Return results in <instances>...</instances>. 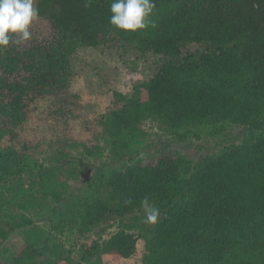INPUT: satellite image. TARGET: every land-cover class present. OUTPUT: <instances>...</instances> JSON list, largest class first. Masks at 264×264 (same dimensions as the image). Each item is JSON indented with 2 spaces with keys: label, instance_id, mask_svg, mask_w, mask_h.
Listing matches in <instances>:
<instances>
[{
  "label": "trees",
  "instance_id": "trees-1",
  "mask_svg": "<svg viewBox=\"0 0 264 264\" xmlns=\"http://www.w3.org/2000/svg\"><path fill=\"white\" fill-rule=\"evenodd\" d=\"M111 2L35 0L32 39L0 51V264H106L140 242L141 264H264V0H154L136 33L110 25ZM88 50L154 68L91 139L30 140L40 101L68 124Z\"/></svg>",
  "mask_w": 264,
  "mask_h": 264
},
{
  "label": "rangeland",
  "instance_id": "rangeland-1",
  "mask_svg": "<svg viewBox=\"0 0 264 264\" xmlns=\"http://www.w3.org/2000/svg\"><path fill=\"white\" fill-rule=\"evenodd\" d=\"M139 59V54H127L122 58L111 51H83L74 60V80L69 95H78V100L72 106L73 115L68 117V124L58 123L53 116V105L49 101H40L38 111L26 128L25 135L33 141L56 138L64 133L80 140H89L96 133V118L104 113L113 103V93L117 90H127L134 79H145L152 73L151 64H141L136 68L131 61ZM127 62V63H126ZM57 107V106H56ZM59 117V116H57ZM219 141L217 140V143ZM213 145L216 142H212ZM204 144H199V146ZM183 149L196 158L198 155L193 145H183ZM7 247L19 251L23 246L21 237L15 236L7 242ZM0 249H2L0 247ZM144 254V243L140 242L135 257L118 262L108 261L106 264H141Z\"/></svg>",
  "mask_w": 264,
  "mask_h": 264
},
{
  "label": "clouds",
  "instance_id": "clouds-1",
  "mask_svg": "<svg viewBox=\"0 0 264 264\" xmlns=\"http://www.w3.org/2000/svg\"><path fill=\"white\" fill-rule=\"evenodd\" d=\"M155 7L154 0H112L109 23L124 33L144 31L155 26L151 19ZM37 19L39 9L35 7V0H0V51L7 49L14 37H18L17 43L30 41V27ZM141 208L143 223L156 225L160 209L147 197L141 201Z\"/></svg>",
  "mask_w": 264,
  "mask_h": 264
}]
</instances>
